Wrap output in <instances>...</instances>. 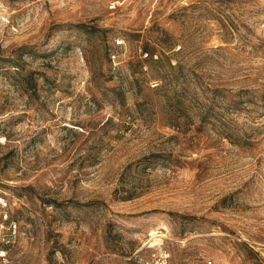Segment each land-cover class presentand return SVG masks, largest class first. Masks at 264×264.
I'll return each mask as SVG.
<instances>
[{
    "label": "rangeland",
    "instance_id": "374dc122",
    "mask_svg": "<svg viewBox=\"0 0 264 264\" xmlns=\"http://www.w3.org/2000/svg\"><path fill=\"white\" fill-rule=\"evenodd\" d=\"M0 194V264H264V0H0Z\"/></svg>",
    "mask_w": 264,
    "mask_h": 264
},
{
    "label": "built area",
    "instance_id": "2783aa9c",
    "mask_svg": "<svg viewBox=\"0 0 264 264\" xmlns=\"http://www.w3.org/2000/svg\"><path fill=\"white\" fill-rule=\"evenodd\" d=\"M123 43L122 40L116 39L115 40V46H120ZM111 60H114L116 58V54L111 53L110 55ZM7 201L5 200V197L0 194V215H2L3 218H6V208H7ZM169 255L166 252H158L155 255H153L152 260L149 264H169L168 257ZM202 264H215V262L211 259H205L203 260Z\"/></svg>",
    "mask_w": 264,
    "mask_h": 264
},
{
    "label": "bare ground",
    "instance_id": "6f19581e",
    "mask_svg": "<svg viewBox=\"0 0 264 264\" xmlns=\"http://www.w3.org/2000/svg\"><path fill=\"white\" fill-rule=\"evenodd\" d=\"M151 235H152L151 237H152V239H153V241H154V242L152 241V243H153V244H156V243L158 242V239L155 238L156 233H155L154 231H152V232H151ZM158 235H159V234H158ZM159 238H161V237H159ZM160 241H161V240H160ZM151 245H152V244H151Z\"/></svg>",
    "mask_w": 264,
    "mask_h": 264
},
{
    "label": "trees",
    "instance_id": "16d2710c",
    "mask_svg": "<svg viewBox=\"0 0 264 264\" xmlns=\"http://www.w3.org/2000/svg\"><path fill=\"white\" fill-rule=\"evenodd\" d=\"M109 56V55H108Z\"/></svg>",
    "mask_w": 264,
    "mask_h": 264
}]
</instances>
